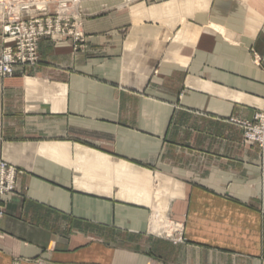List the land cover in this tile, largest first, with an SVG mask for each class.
<instances>
[{
  "label": "crops",
  "instance_id": "obj_1",
  "mask_svg": "<svg viewBox=\"0 0 264 264\" xmlns=\"http://www.w3.org/2000/svg\"><path fill=\"white\" fill-rule=\"evenodd\" d=\"M84 29L0 76V264H264V154L232 121L264 111V0H144Z\"/></svg>",
  "mask_w": 264,
  "mask_h": 264
},
{
  "label": "built area",
  "instance_id": "obj_2",
  "mask_svg": "<svg viewBox=\"0 0 264 264\" xmlns=\"http://www.w3.org/2000/svg\"><path fill=\"white\" fill-rule=\"evenodd\" d=\"M22 9L26 12L30 7L25 5ZM71 9L68 1L62 2L53 14L44 12L39 17L23 19L4 8V13L11 17L2 21L4 46L0 54V76H12L16 66L36 65L40 61L38 48L43 38H71L77 50L86 41L87 35L83 29V16ZM232 121L243 128L245 139L255 143L264 154V111L256 113L252 120ZM18 173L15 166L0 161V199L15 192Z\"/></svg>",
  "mask_w": 264,
  "mask_h": 264
},
{
  "label": "rangeland",
  "instance_id": "obj_3",
  "mask_svg": "<svg viewBox=\"0 0 264 264\" xmlns=\"http://www.w3.org/2000/svg\"><path fill=\"white\" fill-rule=\"evenodd\" d=\"M67 1H68V5L72 8L71 10L74 13H78L81 16H83V29H84L85 18L89 14L90 15L101 14L103 13L105 8L110 6L123 7L127 5V7H132L144 0H0V24L2 26V30H3V25H2L3 18L11 17V15H6L7 13H4V8L7 10H11V12H14L13 13L14 15H18L19 17L21 16L23 19H31L33 17L34 18L39 17L44 12L46 14H53L54 12H56V10L58 9L59 5L62 2H67ZM25 5L29 6L30 9L29 11L26 12H25L26 9H22L23 10L22 12L21 8L23 7L25 8ZM45 8L47 9V11H43ZM163 194H164L163 199H166L167 196H169V194L171 193L164 191Z\"/></svg>",
  "mask_w": 264,
  "mask_h": 264
},
{
  "label": "bare ground",
  "instance_id": "obj_4",
  "mask_svg": "<svg viewBox=\"0 0 264 264\" xmlns=\"http://www.w3.org/2000/svg\"><path fill=\"white\" fill-rule=\"evenodd\" d=\"M220 31H222L224 34H226V30L221 28L220 26H216Z\"/></svg>",
  "mask_w": 264,
  "mask_h": 264
}]
</instances>
